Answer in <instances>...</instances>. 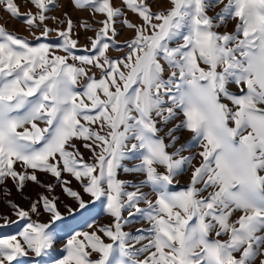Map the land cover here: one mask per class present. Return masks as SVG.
Masks as SVG:
<instances>
[{"label": "snow or ice", "instance_id": "1", "mask_svg": "<svg viewBox=\"0 0 264 264\" xmlns=\"http://www.w3.org/2000/svg\"><path fill=\"white\" fill-rule=\"evenodd\" d=\"M23 2L0 9L60 42L0 26V195L9 179L43 190L27 209L7 200L28 222L0 238V264L43 256L97 206L108 222L72 231L53 264H264V0H69L99 25L81 20L87 55L67 13L47 15L56 0Z\"/></svg>", "mask_w": 264, "mask_h": 264}, {"label": "rangeland", "instance_id": "2", "mask_svg": "<svg viewBox=\"0 0 264 264\" xmlns=\"http://www.w3.org/2000/svg\"><path fill=\"white\" fill-rule=\"evenodd\" d=\"M113 2L114 4L119 5L121 3V0H113ZM16 3L20 5L21 12H26L28 8L32 7L30 4H25L23 0H16ZM56 3H57V6L51 7L47 15H49L50 17L55 16V17H58L59 19H63L64 13H67V15L73 20V23H74L72 38L78 40V47L74 49L73 51L77 55L89 54L88 52L84 50V46L87 45L88 47H90V41L87 39V37H94L95 33L92 30L85 31L83 28H81L80 27L81 20L84 18H88L89 22L93 23L94 28L99 27V25L96 24L95 21L91 19L88 12H82V11H78L74 9V7L69 3V0H56ZM161 6L163 7L168 6L166 0H157V3L153 5V10L158 9ZM32 10L35 11L36 9L32 8ZM128 15L130 19L136 20V17L132 13L129 12ZM96 18L103 19L104 17L101 14H97ZM45 23L50 28H61L62 29V28L67 27L66 22L65 24L61 25L57 21H54L52 19L45 21ZM0 26L5 27L6 30L9 32H15L19 36L26 37L29 40V42L33 44L35 43L56 44L60 42L59 37L56 35L55 32L50 33L47 38L41 37L39 40H37L36 37H39L40 30L38 29H32L31 31L27 30L25 24L23 23L21 19H16L14 17H11V15L3 9H0ZM233 29H234V24L229 23L227 25V30H233ZM224 30L225 29L223 28L220 29V31H224ZM132 35L133 33L128 31L127 29H124L120 31V34L116 37V39L122 42L130 38ZM58 54L62 55L63 52H59ZM118 54L119 53L115 49H113L110 52V55H112L113 57L117 56ZM69 62L71 63L72 61L69 60ZM97 77H99V73H97ZM233 90H235V86H233ZM181 139H182V142L189 140L190 134L186 132L181 133ZM81 151L84 153L85 159H88L90 156V153L87 150L83 149L82 146H81ZM196 151H198V147L192 149V152H196ZM185 154H189V153L186 152ZM17 170L18 171L20 170L19 166H17ZM41 179L47 182L52 181L51 177L44 176V175H41ZM187 179H188L187 174L183 176H178L176 178L177 183H174V185L171 186V190L173 191L180 190L182 187L185 186ZM4 187L10 190L11 195L8 197H4L3 195H0V238H4L10 235H16L19 231L23 229L25 224L28 222L27 219L20 220L16 217L14 211L8 205L7 200L10 199L16 204H18L20 207L27 209L29 206V200L26 199L25 197L35 198V195L37 192L43 191L42 189L38 188L37 186L29 182L26 185L24 189V193L22 195L21 193L16 191V188L10 179L7 181ZM73 187L79 188V185L75 181H73ZM144 190L148 191L152 195V198L154 199V193H151L150 188H145ZM56 192H57V195L60 196L61 211H64L63 203L66 201L67 198L63 195L61 189L57 188ZM85 198L88 199L87 196ZM68 202H71V201H68ZM89 217H91V219ZM5 218H7V220L11 221L12 223L5 224ZM31 218L33 220H37L38 222H46L47 220V216L37 217L35 215H32ZM92 220H96L99 223L108 222L107 217L101 213V209L98 206L95 209H92L90 212H83L80 216H77L76 219L67 221V228H66L67 235H65L62 232L61 235L63 236V238L60 239L58 242H56L54 247L51 250H49L48 253L40 257H37L35 256V254L30 253L27 257L19 258L21 264H53L55 260L63 258V256L66 255L63 245L66 242L67 236L71 235L72 231L86 230L87 223H91ZM141 226L147 227L146 224L141 223V224L132 225L131 228L132 230H134L135 228H138Z\"/></svg>", "mask_w": 264, "mask_h": 264}]
</instances>
